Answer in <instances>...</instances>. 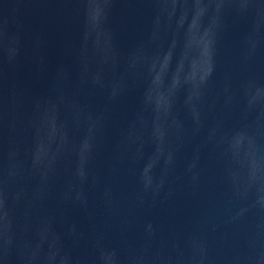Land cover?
<instances>
[{
  "label": "water",
  "instance_id": "95a60500",
  "mask_svg": "<svg viewBox=\"0 0 264 264\" xmlns=\"http://www.w3.org/2000/svg\"><path fill=\"white\" fill-rule=\"evenodd\" d=\"M0 264H264V0H0Z\"/></svg>",
  "mask_w": 264,
  "mask_h": 264
}]
</instances>
